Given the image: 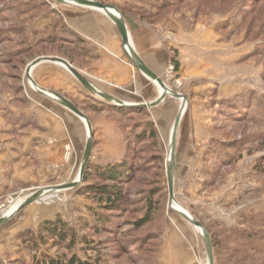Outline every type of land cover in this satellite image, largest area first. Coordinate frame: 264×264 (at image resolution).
Wrapping results in <instances>:
<instances>
[{"label": "rangeland", "instance_id": "1", "mask_svg": "<svg viewBox=\"0 0 264 264\" xmlns=\"http://www.w3.org/2000/svg\"><path fill=\"white\" fill-rule=\"evenodd\" d=\"M93 1L118 11L131 49L134 44L144 64L157 54L160 62L152 72L186 98L175 143L174 205L208 232L213 264H264V0ZM55 4L0 0V219L7 218L0 228L17 219L25 208L13 213L32 193L78 181L83 161L84 122L30 82L76 78L62 65H52L48 74L39 66L27 75L34 61L48 58L75 70L91 65L64 37L58 19L50 20L53 27L41 28ZM121 57L128 62L123 49ZM78 72L95 83L91 72ZM37 86L64 93L53 85ZM60 96L89 120L88 165L77 187L35 202L53 207L51 220L24 231L20 256L12 260L1 254L0 264H65L74 257L93 264H208L200 231L169 208L166 166L181 102L167 96L158 108L136 113L110 105L108 111L100 106L106 100L94 93L82 100ZM239 108L242 119L229 121ZM104 113L118 125L124 153L119 162L103 167L125 159L136 166L118 211L88 191L110 183L93 175L84 181L87 169L103 168L94 162L108 145L91 118L98 122ZM149 200L154 204L150 221L137 228ZM99 220L112 232L96 234L92 227ZM55 221L66 228L63 239L47 234L45 224Z\"/></svg>", "mask_w": 264, "mask_h": 264}, {"label": "crops", "instance_id": "2", "mask_svg": "<svg viewBox=\"0 0 264 264\" xmlns=\"http://www.w3.org/2000/svg\"><path fill=\"white\" fill-rule=\"evenodd\" d=\"M48 13L49 15L46 13L44 15L46 20L42 23L41 28L49 29L51 26L53 27V25H50V20H53V18L59 20V23L63 25L62 31H64V37H66L69 43L77 44L78 53L81 54L82 58L91 61L90 66H75V68L77 71H89L95 75V78L92 79L95 81L94 84L90 80L88 81L97 91L110 97L117 98L126 104H149L158 99L160 89L157 84L150 79H146L140 71L134 68L128 57V62L121 57L123 49V45L121 47V37L114 23L105 14L81 6L60 3L51 5ZM133 47L136 53L137 50L134 44ZM156 57L157 54L156 56H149L145 61V65L154 72L160 62ZM122 58L125 61H123ZM52 65L61 66L59 64L40 62L33 67L31 71L36 67L42 66L43 72L48 74L51 72ZM61 67L64 68L63 66ZM64 70L66 69L64 68ZM34 81H36L37 85L45 89H50V86L53 85V87L64 90L63 94H57L65 95V97L75 94L82 100L85 96H88L89 93H94L84 87L77 79H34ZM121 89L126 90L122 91ZM49 91L56 93V90L53 89ZM165 100L166 98L161 103L151 108H158ZM105 102L106 105H102L101 103L100 106L108 108L110 105L111 108L113 106L116 107V105L108 100ZM96 106L98 107L99 105ZM125 108L134 107H123V109ZM107 110L109 111L112 109L108 108ZM114 113L117 114V112ZM91 120L93 121L92 126L96 128L97 131L99 130L103 133L102 143L108 145L105 151L106 154L104 153L102 156L96 155V161L94 163L103 167L107 164L119 162L122 159L124 151L122 148V135L118 130V125L114 120L111 121L110 119H106L105 113L98 122L93 118H91ZM10 153L15 154L16 152L12 151ZM51 208L53 207L50 205L42 206L41 203H33L27 206L22 213L19 214L17 219L11 220L8 224L1 227L0 256L1 254H6L12 260L20 256V235L28 229L34 231L40 224L51 220L52 213L54 212ZM17 220H19L18 223ZM20 221L23 222V224Z\"/></svg>", "mask_w": 264, "mask_h": 264}, {"label": "water", "instance_id": "3", "mask_svg": "<svg viewBox=\"0 0 264 264\" xmlns=\"http://www.w3.org/2000/svg\"><path fill=\"white\" fill-rule=\"evenodd\" d=\"M56 3L60 4H69V5H76V6H81L85 8H89L92 10H96L99 12H102L105 14L116 26V29L121 37L122 45H123V50L126 54V56L130 59L132 65L139 70L144 76L149 78L151 81H154L157 86L162 90L160 92V95L158 99L152 103H141V104H126L122 102L121 100L110 97L108 95L102 94L101 92L97 91L91 84L90 82L84 78L77 70L72 68L66 61L57 59V58H48L44 59L45 62H50V63H56L59 65H62L66 70H68L84 87L88 88L90 91L94 92L95 94L99 95L100 97L110 101L114 105L118 107H134V108H151L159 103H161L167 96H171L181 102V106L179 109V112L174 120V124L171 130L170 134V152H169V160L166 166V177H167V185H168V194H169V208L170 210H173L178 216L182 217L185 219L188 223H190L194 228L200 231L201 238L203 239L204 245H205V250L207 254V260L208 264H213V253H212V246H211V240L208 235V232L206 229L202 226V224L195 220L188 212L185 210L177 207L174 205V202L176 203L175 196H174V169H175V142H176V134L178 130V126L180 124L182 115L184 114V111L186 109L185 102L186 98L178 94L176 92H173L169 90L162 79L153 73L145 64L144 62L137 56L135 51L131 49V53L129 54L126 52L125 48L130 47V36L127 31L126 25L122 19V17L118 14V11L109 5H105L101 2L93 1V0H52ZM119 15V17L117 16ZM42 61L36 60L34 61L27 69V75L30 78V71L32 70L33 67H35L38 63ZM30 82L32 83L33 86L36 87V90L48 97L51 100H54L58 103H60L62 106L70 110L74 115H76L84 124L86 125V128L88 130V139L86 142V147H85V152L83 155V161L80 166V171H79V179L78 181H74L69 185H62L60 187H48L44 189H39L35 193H32L28 197L24 199V201L17 207L16 211L13 213L16 214L17 212H20L27 206L37 202L40 198L44 197L45 195L58 192L64 189H70V188H75L77 187L80 182L82 181L83 174L86 170V167L89 162V156H90V151H91V146H92V141H91V131H90V124L89 120L84 113H82L78 108L72 104L70 101L67 99L61 97L60 95L51 92V91H46L41 88H39L36 83L30 79ZM7 220V218H1L0 219V226Z\"/></svg>", "mask_w": 264, "mask_h": 264}, {"label": "trees", "instance_id": "4", "mask_svg": "<svg viewBox=\"0 0 264 264\" xmlns=\"http://www.w3.org/2000/svg\"><path fill=\"white\" fill-rule=\"evenodd\" d=\"M176 69H178V64L176 63ZM116 109L119 110H126L128 112H136V113H142L144 109L142 108H125L123 107H117ZM244 110L242 108H239L237 111H235V114L238 117H227L229 121H232L234 119L241 120L242 117H240V114H243ZM234 114V115H235ZM243 116V115H242ZM227 120V119H226ZM149 128H151L150 131V138L153 139L155 137V133L152 130V126L148 125ZM144 136V134H143ZM136 169V166L131 163L129 160H123L119 164L116 165H109L103 168H93L92 170L89 168L87 169L85 175H84V181H87L91 175L95 176L97 179H99L102 182L110 183V185H93L88 186V191L92 193L95 196H98L99 198H102L109 202L107 204V208L109 210L118 211L122 207L121 201L123 198L125 199L128 195V193L123 189V186L127 183H129L134 175V171ZM154 204L149 200L148 202V211L145 214L143 218L138 220L135 225L137 228L142 227L143 225L149 223L152 210V206ZM101 222L103 223L101 225ZM106 222L104 220H99V222L96 225H93V230L96 232V234L101 233V230H104L106 232H112V229L101 227L104 226ZM45 228H47V234L50 236H56L57 238L60 236L61 239L65 236L66 228L63 223L59 221H55L53 223H46ZM51 264H58L54 263L53 261ZM65 264H93L88 261H80L77 258H72L71 260H68Z\"/></svg>", "mask_w": 264, "mask_h": 264}, {"label": "bare ground", "instance_id": "5", "mask_svg": "<svg viewBox=\"0 0 264 264\" xmlns=\"http://www.w3.org/2000/svg\"><path fill=\"white\" fill-rule=\"evenodd\" d=\"M117 16L119 17V15H117ZM125 50H126L127 53L132 54V53H131V48L126 47ZM159 89H160V88H159ZM161 91H162V90L160 89V92H161ZM169 152H170V147H169ZM78 179H79V174H78Z\"/></svg>", "mask_w": 264, "mask_h": 264}, {"label": "built area", "instance_id": "6", "mask_svg": "<svg viewBox=\"0 0 264 264\" xmlns=\"http://www.w3.org/2000/svg\"><path fill=\"white\" fill-rule=\"evenodd\" d=\"M173 70V67H169V71L167 72V75H170L171 74V71ZM3 208V206L1 207V209Z\"/></svg>", "mask_w": 264, "mask_h": 264}]
</instances>
